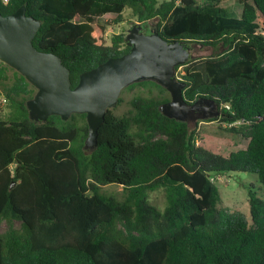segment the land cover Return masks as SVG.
Here are the masks:
<instances>
[{
  "label": "trees",
  "instance_id": "obj_1",
  "mask_svg": "<svg viewBox=\"0 0 264 264\" xmlns=\"http://www.w3.org/2000/svg\"><path fill=\"white\" fill-rule=\"evenodd\" d=\"M207 1L0 0L2 16L24 8L39 23L32 45L61 60L71 88L82 73L130 51L125 34L107 42L111 22H94L105 15L117 23L129 11L139 23L156 21L166 41L211 49L175 68L184 69L183 99L212 102L219 117L206 121L248 140L228 155L199 145L198 124L164 116L170 94L143 81L130 88L148 93L135 95L123 115L107 110L96 144L87 147L85 114L30 119L26 102L36 89L0 63L7 100L0 224H8L0 264H264V0H236L239 17L228 14L226 0ZM229 173L256 176L259 193L248 192V215L218 206L213 179ZM108 184L121 186L124 199L106 194ZM156 190L164 192L162 209L149 200Z\"/></svg>",
  "mask_w": 264,
  "mask_h": 264
},
{
  "label": "water",
  "instance_id": "obj_2",
  "mask_svg": "<svg viewBox=\"0 0 264 264\" xmlns=\"http://www.w3.org/2000/svg\"><path fill=\"white\" fill-rule=\"evenodd\" d=\"M38 27V22L25 15L24 8L8 16L0 14V62L36 89L26 102L32 120L44 122L56 115L66 121L72 114H85L89 132L86 146L92 147L106 111L117 105L120 92L143 81H153L168 91L171 99L160 107L168 118L188 122L187 117L193 113L202 120L219 117L212 102L184 101L183 85L175 77V68L192 57L177 41L164 40L157 29L147 36L139 24L132 26L125 36L130 51L82 73L78 84L71 88L69 69L61 60L33 47ZM261 120L264 122V114Z\"/></svg>",
  "mask_w": 264,
  "mask_h": 264
},
{
  "label": "rangeland",
  "instance_id": "obj_3",
  "mask_svg": "<svg viewBox=\"0 0 264 264\" xmlns=\"http://www.w3.org/2000/svg\"><path fill=\"white\" fill-rule=\"evenodd\" d=\"M159 4L168 0H157ZM207 0H196L198 5H204ZM228 7L226 10L229 15H241V6L236 2V0H226ZM116 16L115 15H105L102 17L95 18L94 22L99 24H104L106 22H111L110 26L106 29V38L107 42L114 34H125L128 35V30L139 24L142 27V32L147 36L151 35V30H155L156 21L142 22L139 23L135 18H131L129 11H124L121 17V20L117 23H114ZM188 55L194 59H201L207 56H210L212 53L211 49L202 48L197 45H190ZM2 63V62H0ZM12 69V68H11ZM11 71H8V75L11 76ZM184 74L183 67L178 69V72L175 74L177 80H181L180 76ZM156 93V89H151ZM147 87L134 86L127 87L120 92L119 100L117 105L113 108V111L116 115H123L129 109V103L132 98L140 93H148ZM171 99V96H170ZM31 99L27 100L30 101ZM6 108V107H5ZM2 109L0 116L5 113L6 109ZM212 110L211 108H209ZM188 118V123L190 126L198 124L197 131V140L198 144L212 150L213 152L228 155L230 152L237 150L245 149L248 140L241 135L232 134L224 130L226 127L225 124H221L219 121L207 122L202 120L193 113V116ZM80 121V118H77ZM214 177V176H213ZM213 182L217 185L220 193V203L219 207L231 211H240L245 215H248V203L247 197L248 192L253 191L259 193L258 187L259 183L257 182L256 176L251 174H242V173H229L222 176H217L213 179ZM251 184H253L251 186ZM103 191L108 195H114L117 199L123 200L125 193L123 188L118 185L108 184L103 188ZM259 195V194H258ZM149 200L152 205L162 209L165 205V198L163 190H156L149 193ZM13 227L15 229L20 228L19 222H14ZM8 229V224L2 222L0 224V233L6 232Z\"/></svg>",
  "mask_w": 264,
  "mask_h": 264
},
{
  "label": "built area",
  "instance_id": "obj_4",
  "mask_svg": "<svg viewBox=\"0 0 264 264\" xmlns=\"http://www.w3.org/2000/svg\"><path fill=\"white\" fill-rule=\"evenodd\" d=\"M4 1L7 2L8 0H4ZM6 103H7L6 98L4 96H0V114L2 112V109L5 108Z\"/></svg>",
  "mask_w": 264,
  "mask_h": 264
},
{
  "label": "flooded vegetation",
  "instance_id": "obj_5",
  "mask_svg": "<svg viewBox=\"0 0 264 264\" xmlns=\"http://www.w3.org/2000/svg\"><path fill=\"white\" fill-rule=\"evenodd\" d=\"M185 50H187V51H189V49H187V48H185V47H183Z\"/></svg>",
  "mask_w": 264,
  "mask_h": 264
}]
</instances>
